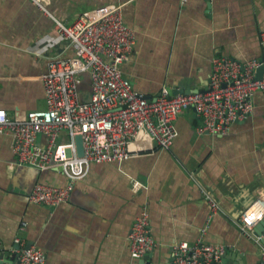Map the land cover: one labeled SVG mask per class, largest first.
<instances>
[{"label": "crops", "instance_id": "1", "mask_svg": "<svg viewBox=\"0 0 264 264\" xmlns=\"http://www.w3.org/2000/svg\"><path fill=\"white\" fill-rule=\"evenodd\" d=\"M45 2L67 26L99 6L124 4L137 44L122 68L150 98L166 90L206 91L217 56L264 59V0ZM51 15L33 0H0V108L12 118L47 109L48 58L75 55ZM254 107L225 135L197 134L201 119L188 109L176 121L179 135L168 150L144 131L123 161L93 164L60 206L36 204L29 196L37 183L66 187L68 177L59 169L20 164L12 136L0 134V252L13 253L20 237L42 249L48 264H149L132 257L129 239L147 208L155 238L152 264H174L175 244L199 240L228 246L226 264H259L264 244L239 223L242 212L264 201L262 92ZM46 142L40 134L39 145ZM207 194L218 202L216 212Z\"/></svg>", "mask_w": 264, "mask_h": 264}, {"label": "built area", "instance_id": "2", "mask_svg": "<svg viewBox=\"0 0 264 264\" xmlns=\"http://www.w3.org/2000/svg\"><path fill=\"white\" fill-rule=\"evenodd\" d=\"M33 1L51 15L46 0ZM51 17L57 33L75 55L48 58L43 74L48 108L19 118L0 108V134L12 136L18 162L41 171L59 169L68 177L66 187L37 183L29 196L33 203L60 206L68 202L93 164L123 161L130 154V144L144 131L159 148H172L179 135L176 121L188 109L195 108L201 119L197 134L225 135L233 123L252 115L257 92L264 94V74L262 79L256 78L263 60L217 56L206 91L173 96L165 91L148 98L134 88L122 68L137 44L135 30L124 21V4L99 6L72 26ZM86 75L90 80L89 102L81 99L82 77ZM40 134L47 139L44 147L38 143ZM78 135L83 138V156L78 154ZM206 198L216 212V199L210 194ZM262 219L264 201L258 200L240 215L243 233L249 234ZM26 224L23 222L22 228ZM129 239L133 258L143 259L153 251L155 238L147 208L136 218ZM227 250L225 244L203 240L179 242L173 246L174 264H224ZM14 252L19 264H48L42 249L29 247L20 237L15 240ZM259 264H264V257Z\"/></svg>", "mask_w": 264, "mask_h": 264}, {"label": "water", "instance_id": "3", "mask_svg": "<svg viewBox=\"0 0 264 264\" xmlns=\"http://www.w3.org/2000/svg\"><path fill=\"white\" fill-rule=\"evenodd\" d=\"M263 62H264V59H263ZM263 74H264V63L260 68H258V70L256 72V78L262 79ZM84 79H85V77H82V80H84ZM81 90H82V96H81L82 101L89 102L91 100L90 86H88V88H86V86L83 85L81 87ZM166 92L168 93L169 96H173V95H177V94H189V92H187L185 90H166ZM148 98H150V97H148ZM191 109L194 111V114L197 116L195 108H191ZM76 142L78 145V154L80 156H83L84 155V147H83V138L81 135H78L76 137ZM249 236L255 240H259V242L262 245L264 244V219L259 221V223L253 229V231L249 232ZM228 255L229 254L226 253V255L223 257V263L224 264H226L228 262ZM152 257H153V251L151 253H149L147 256H145L143 258V260L149 261V264H152V262H150ZM14 262H16V264H19L18 254L16 252H13V253H11V252H0V264H14Z\"/></svg>", "mask_w": 264, "mask_h": 264}, {"label": "trees", "instance_id": "4", "mask_svg": "<svg viewBox=\"0 0 264 264\" xmlns=\"http://www.w3.org/2000/svg\"><path fill=\"white\" fill-rule=\"evenodd\" d=\"M83 85L86 86V88H88V86H90V80H89L88 75L85 76V79L82 82V86Z\"/></svg>", "mask_w": 264, "mask_h": 264}, {"label": "bare ground", "instance_id": "5", "mask_svg": "<svg viewBox=\"0 0 264 264\" xmlns=\"http://www.w3.org/2000/svg\"><path fill=\"white\" fill-rule=\"evenodd\" d=\"M210 80V79H209ZM67 203V202H66Z\"/></svg>", "mask_w": 264, "mask_h": 264}]
</instances>
